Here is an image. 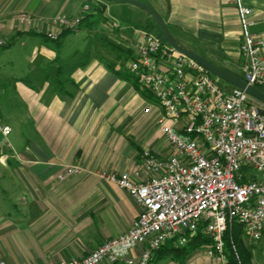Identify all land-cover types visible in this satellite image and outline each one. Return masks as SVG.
Masks as SVG:
<instances>
[{
    "label": "crops",
    "instance_id": "1",
    "mask_svg": "<svg viewBox=\"0 0 264 264\" xmlns=\"http://www.w3.org/2000/svg\"><path fill=\"white\" fill-rule=\"evenodd\" d=\"M141 1L163 15L179 45L239 78V3L252 9V31L264 42V0ZM89 3L92 12L78 30L47 39L48 20L81 15ZM143 12L115 0H0V38L7 41L0 49V262L84 259L140 216L137 202L102 175L132 172L143 150L175 154L158 124V102L109 68L126 69L135 58ZM20 14L33 24H21ZM82 33L88 43L64 53L66 41ZM70 166L84 170L60 179ZM244 239L251 264H264V244ZM209 248L207 242L185 261L165 255L152 264H217Z\"/></svg>",
    "mask_w": 264,
    "mask_h": 264
},
{
    "label": "built area",
    "instance_id": "2",
    "mask_svg": "<svg viewBox=\"0 0 264 264\" xmlns=\"http://www.w3.org/2000/svg\"><path fill=\"white\" fill-rule=\"evenodd\" d=\"M92 8L89 3L81 15L48 20L47 39L57 41L64 31L78 30ZM238 10L243 79L259 89L264 87V42L252 31V9L239 3ZM18 20L33 24L34 18L20 14ZM110 23L121 27L114 17ZM6 46L0 38V49ZM133 46L136 56L126 70L163 109L158 124L175 154L163 158L143 150L132 172L102 175L137 202L140 216L130 231L84 259L49 264H152L166 244L183 247L199 232L211 241L207 254L217 264H228L225 237L234 224L248 241L264 244V103L245 90H228L220 78L153 33L143 30ZM2 131L7 136L11 128ZM83 170L70 166L60 179Z\"/></svg>",
    "mask_w": 264,
    "mask_h": 264
},
{
    "label": "trees",
    "instance_id": "3",
    "mask_svg": "<svg viewBox=\"0 0 264 264\" xmlns=\"http://www.w3.org/2000/svg\"><path fill=\"white\" fill-rule=\"evenodd\" d=\"M147 15L149 16L150 21L144 23H142L143 21H141L140 24L138 25L139 28H142L149 33L155 34L158 38H160L163 42L166 43V41L162 36V31L160 26L149 14ZM71 32L74 31H64L60 35V38L64 39L63 35L68 36L70 35ZM60 38L57 41H60ZM109 68L112 71L116 72L120 77L124 79L132 80L136 85L137 89H139L148 98H152V94L149 91L143 89L138 84L137 80L134 79V77L126 69H124L123 66L120 67L119 69H116L115 65H110ZM259 89L264 92V87H261ZM225 241H226V252L228 254V264H251L252 257L250 254L251 252L250 247H248L247 244L245 243L244 230L240 225L234 224L232 226V228L226 234ZM207 242L211 243V241L207 237H205L202 234V232H199L198 236L191 238L188 244L183 247L178 246L176 242L172 241L166 244L162 249H160L157 252L155 259L153 260V263H155L165 255H171L175 257L177 256L182 261H185L191 256V254L194 251H196L200 246L204 245ZM160 254L162 256H160Z\"/></svg>",
    "mask_w": 264,
    "mask_h": 264
},
{
    "label": "water",
    "instance_id": "4",
    "mask_svg": "<svg viewBox=\"0 0 264 264\" xmlns=\"http://www.w3.org/2000/svg\"><path fill=\"white\" fill-rule=\"evenodd\" d=\"M124 2L127 4L135 5L142 9L144 12L149 14L160 26L162 31V36L166 43L171 46L174 50L178 51L181 54H184L188 56L189 58L195 60L199 64H201L203 67H205L209 72H211L213 75L217 76L221 80L227 82L229 85L235 88H239L242 90H245L250 96L254 97L255 99L259 100L260 102L264 103V92L261 91L258 88L252 87L248 85V83L234 74L222 69L221 67L215 65L214 63L210 62L209 60L205 59L204 57L189 51L185 48H183L181 45L178 44V42L173 37L168 23L166 19L163 17L161 13H159L154 7L151 5L141 1V0H115Z\"/></svg>",
    "mask_w": 264,
    "mask_h": 264
},
{
    "label": "rangeland",
    "instance_id": "5",
    "mask_svg": "<svg viewBox=\"0 0 264 264\" xmlns=\"http://www.w3.org/2000/svg\"><path fill=\"white\" fill-rule=\"evenodd\" d=\"M143 18L141 17L140 18V21H143L142 23L144 22H149L150 19H149V16L147 14H144L143 12ZM88 43V41H86L85 39V33H82L80 37L76 38V37H71L70 39H68L66 41V44H65V51L64 53H67L68 55L69 54H72L74 53L75 51L79 50V49H82L83 46ZM97 45V44H96ZM97 49L98 51H100V47L99 45H97ZM214 78H217L214 76ZM220 81L223 83L224 87H227L229 88L231 85H229L227 82L223 81L220 79ZM245 240V239H244ZM249 244V242H248Z\"/></svg>",
    "mask_w": 264,
    "mask_h": 264
}]
</instances>
